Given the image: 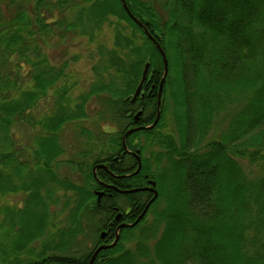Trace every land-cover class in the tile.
<instances>
[{"label":"trees","instance_id":"obj_1","mask_svg":"<svg viewBox=\"0 0 264 264\" xmlns=\"http://www.w3.org/2000/svg\"><path fill=\"white\" fill-rule=\"evenodd\" d=\"M124 1L130 13L158 40L167 60V74L156 124L125 138L127 149H139L141 168L114 183L131 189L153 180L157 197L146 214L163 191L171 190L166 205L154 209L152 223L139 230L140 237L129 233L144 218L123 229L119 241L101 252L102 258L93 264H264V0ZM156 1H160L159 6ZM59 2L60 9L53 8L48 0H0V194L18 190L27 193L23 207L6 208L0 219V264H86L88 248L84 245L81 250L75 243L81 236L96 237L95 227H99V212L104 207L95 205L91 166L109 159L117 171L132 173L135 166L122 148V136L132 126L131 115L137 110H141L142 125L151 124L157 113L162 58L121 1ZM68 6L78 9L75 16L78 11H87L97 22L110 13L127 20L144 36L146 54L142 56L136 48L139 58L126 69L117 66L109 71L110 66H116L112 62L106 69L108 79H96L81 95V102L75 103L77 106L57 102V108L45 119L35 120L32 108L64 76L63 63L50 64L39 42L55 33L53 26L57 34L79 32L76 24L65 22L63 9ZM122 40L125 45L131 43L122 37L117 44ZM146 61L149 68L144 86L149 88L142 99L131 102ZM20 69L25 73L33 70V84L16 93L21 83ZM151 84H155L153 90ZM169 85L179 87L175 104L173 101L177 139L162 131L164 93ZM61 89L63 97L67 90ZM91 98L102 104L95 121L107 122L118 130L97 128L92 132L82 127L78 133L85 135L89 148H71L73 157L62 159V127L88 117L84 104ZM198 99L201 108L204 103L203 113L195 112ZM224 104H233L232 109ZM218 110L225 118L219 129L213 118L219 116ZM23 122L39 124L30 161L22 160L15 148L13 129ZM211 132L215 133L207 138ZM146 148L148 156H144ZM236 156L247 165L244 167ZM113 157L121 163L112 161ZM163 157H168L170 164L158 169ZM61 164L81 179L73 182L59 178L53 168ZM101 176L106 177L105 172L101 171ZM60 187L71 191L72 196L54 210L58 198L53 196L54 189ZM144 195L137 190L115 194L113 200L135 202L140 208ZM62 208L68 209L63 218ZM160 219L164 223L157 233L155 221ZM64 220L66 224L62 225ZM51 225L57 226L53 233ZM139 238L152 240L153 245L139 243ZM126 239L138 242L134 250L122 245Z\"/></svg>","mask_w":264,"mask_h":264},{"label":"rangeland","instance_id":"obj_2","mask_svg":"<svg viewBox=\"0 0 264 264\" xmlns=\"http://www.w3.org/2000/svg\"><path fill=\"white\" fill-rule=\"evenodd\" d=\"M72 1L77 2L80 0ZM48 2L50 4L52 3L53 8H62L59 0H48ZM159 2L156 1L157 6L160 5ZM88 3L89 2L83 4L87 5ZM70 6H68V8L66 9H63L65 22L67 21L76 24V27L79 29V32H77L76 34H57L58 29L57 27L53 26V30L55 31V33H50L46 37L44 36V42H39L42 47V54L47 56L48 62L50 64L61 65V63H63L62 69L64 72V76L56 83L53 88L48 89L46 91L47 94L44 95L45 97H42L41 99L39 98L35 106L32 108L31 115L35 120H41L42 117L43 119H45V117L49 115L51 111H54L57 108V102L64 103L69 107L77 106V104L75 103L81 102V95L87 93L89 87L96 79H108L106 69L108 67L107 65L112 64V62H116V66H110L111 69L109 71H115L116 69H118V67L121 66L126 69L128 65L133 62L138 56L137 52L135 51L136 48H140V54L142 56L146 54L145 49L147 46H142L144 36L142 35L138 27H136L135 25L130 24L127 20L118 17V15L114 13L108 14L103 20L99 22H97L96 19L91 17L89 13H87V11H84V13H81V11L77 12L82 17L78 16V14L77 16H75L74 14H76V11L78 9ZM63 7H67V5H63ZM56 15L58 16V14ZM24 34L27 36L26 33ZM59 35H61V37ZM122 37L125 40L126 38L130 39L131 43L129 45H125V41L122 40L121 43L118 45L117 42L118 40H121ZM114 58H119L120 61H114ZM31 59L34 60L32 55ZM20 71H22V74L20 73L22 75L21 83L16 87V93L22 89L32 88L33 84L31 80V74L33 70L31 71V73L30 71H27L25 73V70L23 69H20ZM173 74L174 72H172V75ZM123 78L124 80H126V76H124ZM124 80L123 82H125ZM61 87H64L67 90L63 97H60V94H62ZM178 90L179 87L177 85L172 87L171 85H169L166 89V92L164 93L165 102H163L166 112L165 119L163 122V124L165 125L162 128V131L165 133H170L176 139L178 138V130L177 123L173 118V114L177 112L176 109V111H174V98ZM171 91L172 96L170 95ZM196 102L197 105L194 106L195 112L198 110L201 113L202 110L203 113L204 103H202L201 108L200 100L198 99ZM101 105L102 104H100L96 98H91L88 102L84 104L88 117H80L74 119L62 127L63 132L61 133L62 136H60L61 140H59V142L63 144L65 148V152L62 159H70L71 157H73L72 149H74L75 151L78 150L77 147L89 148L90 142L86 141L85 135H79L78 133L82 127L88 128V130L92 132L96 131L97 128L106 131L118 130L115 126L108 124L107 122L105 124L102 122L95 121L96 116L94 115L97 111L101 109ZM226 106L229 105L224 104V107ZM231 106H233V104H231ZM231 106H229V109H232ZM218 112L219 116L216 114L213 118H215V120L217 121V123L214 124L216 126L215 128L219 129L223 126L225 118H221L224 117V115L222 116V110H218ZM38 127L39 124H36L34 126V124H27L26 122H23L22 124H17L13 129V134L16 143L15 148L18 151V155L22 160L30 161V159L32 158L31 149L34 145L33 135L35 134ZM77 133L78 136L77 138H75ZM213 133L215 132H211L207 136V138ZM207 138L204 140V142H202L205 143L207 141ZM149 148H146L144 156L149 155ZM236 160L240 162L244 167L247 165V163L245 161H242L238 156H236ZM158 163L159 165L157 168L159 169L165 167V165H168V163L170 164V160L168 157H163L159 160ZM57 166L58 167L53 168V170L59 178H64L73 182L79 181L80 178H77V174H75L74 170L71 169L69 166L65 164ZM222 184L224 185L225 181H223ZM170 190L171 188H168V192H162L161 189L162 194L161 197L158 198L156 205L151 207V209L148 211L145 218L137 226V228L129 233L130 236L133 235L136 238V236H139V230L142 227H146L152 223L154 218V209H159L166 205ZM26 194V191L22 190L0 194V219L4 216V213L6 214V208L13 206L15 207V209H19L23 207ZM53 196H58L57 201L55 203V207L53 206L54 210H56L57 208L61 207L62 203H65V199L67 197L69 198V196H72V192L65 191V189L60 187L54 189ZM62 210L63 212L61 213L60 217L63 218V215H67L68 209L66 210L65 208H62ZM58 219V217L56 219L54 218L52 220V225L55 224V221H58ZM163 223V219L155 221V225H157V233L161 231ZM63 224H66L65 220L63 221L62 225ZM52 225L50 226V233L55 232L54 229L56 230L57 228L56 225H54V227H52ZM86 237L87 239H89L92 236L88 235ZM134 239H126L122 243V245L125 248H128L129 250H134V247L138 242L148 243V245L150 246L153 245L152 240L143 241L141 238H139L137 242ZM89 241L90 240H88V242ZM88 242L83 236H81L77 239L75 244L78 246V248L81 249L84 245H88ZM149 256H152V254Z\"/></svg>","mask_w":264,"mask_h":264},{"label":"flooded vegetation","instance_id":"obj_3","mask_svg":"<svg viewBox=\"0 0 264 264\" xmlns=\"http://www.w3.org/2000/svg\"><path fill=\"white\" fill-rule=\"evenodd\" d=\"M154 85L155 84H151V86H150L152 90L154 89ZM148 88L145 87L143 84V86L141 88V92L143 93V96H140V94H138V96L136 98L142 99L144 97L145 90L147 91ZM157 97H158V95H157ZM136 98L131 102H134L136 100ZM157 104H158V101H157ZM136 112H134L131 115L132 126L130 125L131 126L130 128H134V127L142 125V120L140 119V115L137 118H134ZM134 143L136 144V142H134ZM137 149L138 148H136V147L129 148L127 150L124 149V151L129 153L131 158L133 159V163L135 166L134 170L137 167V158L134 154L131 153V151H135ZM138 153H139V157H140V152H138ZM112 161L116 162L117 164L121 163L117 157H113ZM110 163H111V161L109 159H107L105 161L103 160V161H99V162H93V164L91 166L92 167L91 172L93 173V180H94L93 182L95 183V187L92 189V192L94 194L95 205L99 206V207L100 206L101 207L104 206V207H103V209H100L101 211L99 212V214H100L99 218H98L99 227H95L96 237L92 236L89 239H87V237L85 238V240H87V242H88V240H90L87 243L88 245H86V247L88 248V250L86 251V264L89 260L90 255L95 250V248L97 246H99L100 244H108V243L112 242L114 239V236H115V231H116L117 226L120 225L121 223L133 222L136 219V217L141 213L145 204L149 201V198L152 196L151 191L141 190V191L145 192V195L143 196L144 200L142 201L140 208H138L139 205H136L135 202L130 203L127 200L122 201L119 198H116L115 200H113L115 194H125V193H133V192L123 193V192L119 191V190H123V189L118 187L114 183V180L121 179V178L125 177V174H127V172L117 171V169L111 167ZM98 164H104V165H106V167H102V166L95 167ZM94 167H95V169H94ZM140 168H141V166H140ZM121 170H123V169H121ZM101 171L105 172L106 177L101 176ZM77 178H80L79 175ZM109 185H113L115 188L110 187ZM148 185L149 184H148V180H147L146 186H148ZM143 187H145V186H143ZM154 189H156V185H154ZM146 198H147V201L145 202ZM145 215H146V213L136 224H138L143 218H145ZM125 228H130V227H123V228H120L118 230L119 237H118L117 242L120 239L122 230ZM102 232H105V233L102 235ZM89 236H91V235H89ZM105 250H107V249L101 250L97 254V256L95 257V260L102 258L101 252H105Z\"/></svg>","mask_w":264,"mask_h":264},{"label":"water","instance_id":"obj_4","mask_svg":"<svg viewBox=\"0 0 264 264\" xmlns=\"http://www.w3.org/2000/svg\"><path fill=\"white\" fill-rule=\"evenodd\" d=\"M121 1V4L124 8V10L127 12V14L136 22V24H138V26H140L142 29H143V32L146 34V36L154 43L157 51L159 52L161 58H162V62H163V73H162V77L159 81V84H158V91H157V101H158V104H157V113H156V116L153 120V122L149 125H141V126H137V127H134V128H129L127 129L123 136H122V139H121V142H122V146L125 150H127L126 148V145H125V138L127 137V135H129L130 133L136 131V130H139V129H148V128H151L154 124H156L158 118H159V115H160V111H159V105H160V102H161V92H162V87H163V83H164V80H165V77H166V74H167V60H166V57H165V53L162 49V47L160 46L158 40L156 39V37H154L151 33H149V31L147 30V28L144 26V24L139 20L137 19L135 16H133L127 5H126V2L124 0H120ZM148 68H149V62L146 61L144 63V66H143V69H142V72H141V77H140V80L131 96V99L130 101H133L137 96L138 94H140V96H143V93L141 92V88L143 86V84L147 81V75H148ZM141 113V110H138L136 113H135V117L134 118H137ZM138 152L139 150H135V151H131L132 154H134L137 158V167L136 169L130 173V174H125V176H128V175H131L133 173H136L139 169H140V166H141V162H140V159H139V155H138ZM99 166H102V167H106V165L104 164H98L96 165L95 167H99ZM94 167V169H95ZM93 169V170H94ZM148 186H145V187H140V188H131V189H123V190H119L123 193L125 192H134V191H137V190H149L152 192V196L151 198L149 199V201L145 204L143 210L141 211V213L136 217V219L131 222V223H121L120 225L117 226L116 228V231H115V236H114V239L112 242L108 243V244H100L99 246H97L95 248V250L92 252V254L90 255L89 257V260L87 262V264H92L95 260V257L97 256V254L101 251V250H104V249H108V248H111L112 246L115 245V243L117 242L118 240V230L120 228H123V227H132L134 226L143 216L144 214L146 213L149 205L151 204V202L157 197V191L156 189H154V185H155V182L153 180H148ZM110 187H114L113 185H109ZM115 188V187H114ZM105 232H102V235L104 234Z\"/></svg>","mask_w":264,"mask_h":264}]
</instances>
